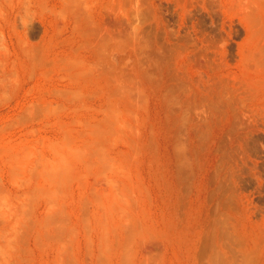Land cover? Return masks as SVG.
Segmentation results:
<instances>
[{
    "label": "rangeland",
    "instance_id": "obj_1",
    "mask_svg": "<svg viewBox=\"0 0 264 264\" xmlns=\"http://www.w3.org/2000/svg\"><path fill=\"white\" fill-rule=\"evenodd\" d=\"M0 264H264V0H0Z\"/></svg>",
    "mask_w": 264,
    "mask_h": 264
}]
</instances>
